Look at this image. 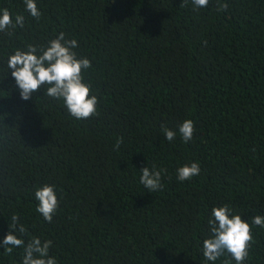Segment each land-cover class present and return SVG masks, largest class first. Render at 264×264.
Masks as SVG:
<instances>
[{
	"label": "trees",
	"instance_id": "16d2710c",
	"mask_svg": "<svg viewBox=\"0 0 264 264\" xmlns=\"http://www.w3.org/2000/svg\"><path fill=\"white\" fill-rule=\"evenodd\" d=\"M0 0L23 28L0 33V243L13 215L18 238L52 240L57 264H205L203 241L214 207L229 205L250 224L264 217V0ZM63 32L98 98V115L77 120L41 88L25 101L7 59ZM194 122L184 143L179 126ZM177 133L169 142L162 132ZM122 138L119 150L115 142ZM196 162L199 175L179 181ZM155 165L162 188L150 192L140 170ZM54 186L51 223L35 192ZM19 226V225H18ZM244 264H264V227ZM23 248L0 264H22ZM236 264L225 253L207 264Z\"/></svg>",
	"mask_w": 264,
	"mask_h": 264
},
{
	"label": "clouds",
	"instance_id": "9594fccd",
	"mask_svg": "<svg viewBox=\"0 0 264 264\" xmlns=\"http://www.w3.org/2000/svg\"><path fill=\"white\" fill-rule=\"evenodd\" d=\"M210 0H192L195 10L208 6ZM26 11L39 21L42 13L38 9L36 0H24ZM188 0H183L182 7L186 6ZM227 3H217V11H227ZM25 18L17 14L13 20L7 8L0 14V33L14 34L11 30L17 27L23 28ZM78 47L75 39L66 40L65 34L61 32L56 39L48 42V45L28 44L27 50L17 49L14 54L7 59V68L11 70V75L15 79L17 87L20 89L21 98L29 100L33 93L41 88L46 90L47 97L62 100L71 117L77 120L90 119L98 115V98L90 95L91 85L84 82L83 72L92 67L88 58H77L73 49ZM179 135L184 143H188L194 136V122L186 119L179 126ZM166 139L171 142L177 133L167 127L162 128ZM122 138L115 142L116 150H119ZM201 169L198 163L186 164L177 169V179L179 181L191 180L199 175ZM167 169H150L144 167L140 170V183L150 192L162 188V173ZM35 198L39 202L36 212L41 214L49 223L59 207L58 196L54 186L44 185L35 192ZM210 237L203 241V256L205 264L215 262L225 253L229 254L236 264H244L249 256V250L254 243L252 226L264 227V217L253 216L251 224L239 214H233V209L225 204L214 207L211 217L208 220ZM19 225V226H18ZM11 231L5 236L0 247L6 253H12L15 248H23L22 264H57V260L49 255V249L53 244L52 240L42 241L37 236H31L27 244L22 238H18L15 232L21 236L28 235V229L19 224V216L13 215L10 223ZM225 264H228L225 261Z\"/></svg>",
	"mask_w": 264,
	"mask_h": 264
}]
</instances>
